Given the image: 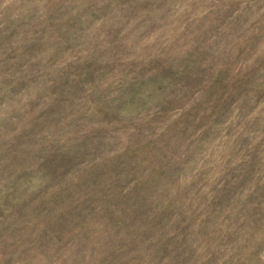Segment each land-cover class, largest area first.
<instances>
[{
  "label": "rangeland",
  "instance_id": "obj_1",
  "mask_svg": "<svg viewBox=\"0 0 264 264\" xmlns=\"http://www.w3.org/2000/svg\"><path fill=\"white\" fill-rule=\"evenodd\" d=\"M242 3L0 0V264H264Z\"/></svg>",
  "mask_w": 264,
  "mask_h": 264
},
{
  "label": "clouds",
  "instance_id": "obj_2",
  "mask_svg": "<svg viewBox=\"0 0 264 264\" xmlns=\"http://www.w3.org/2000/svg\"><path fill=\"white\" fill-rule=\"evenodd\" d=\"M209 3H211V0H160V4L162 7L165 5L167 6L174 5L175 7L173 11L175 12V15L177 17H179L180 14L185 11L189 12L190 14L189 5L199 6V5L209 4ZM248 4L257 5V7H259V5H264V0H259V4H257V0H243V3L241 4V8H243L244 5H248ZM237 15H239V13H237ZM261 16H264V7H259V12L255 14V19L259 20ZM167 53H168V49L162 48L160 55L166 56ZM159 63L163 64L164 61L160 60Z\"/></svg>",
  "mask_w": 264,
  "mask_h": 264
},
{
  "label": "trees",
  "instance_id": "obj_3",
  "mask_svg": "<svg viewBox=\"0 0 264 264\" xmlns=\"http://www.w3.org/2000/svg\"><path fill=\"white\" fill-rule=\"evenodd\" d=\"M87 196L85 197L86 199H88L90 196L88 195V193H89V191H86V192H84ZM101 201H103V200H101ZM101 204V203H100ZM116 208H117V206H111V208L109 209V207H107V208H105V209H108V210H110V211H115V212H117L118 213V210H116ZM103 213L105 214V212L103 211ZM106 216H109V215H107V214H105ZM106 221L108 222L109 220H107L106 219ZM109 222H112V221H109ZM112 223H114V222H112ZM114 224H116V223H114Z\"/></svg>",
  "mask_w": 264,
  "mask_h": 264
}]
</instances>
